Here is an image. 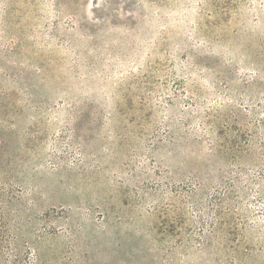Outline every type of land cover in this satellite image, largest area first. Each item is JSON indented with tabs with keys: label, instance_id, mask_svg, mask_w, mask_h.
Segmentation results:
<instances>
[{
	"label": "rangeland",
	"instance_id": "374dc122",
	"mask_svg": "<svg viewBox=\"0 0 264 264\" xmlns=\"http://www.w3.org/2000/svg\"><path fill=\"white\" fill-rule=\"evenodd\" d=\"M0 264H264V0H0Z\"/></svg>",
	"mask_w": 264,
	"mask_h": 264
}]
</instances>
